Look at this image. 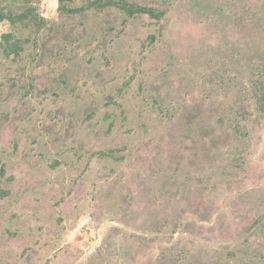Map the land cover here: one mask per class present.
<instances>
[{
	"label": "rangeland",
	"instance_id": "1",
	"mask_svg": "<svg viewBox=\"0 0 264 264\" xmlns=\"http://www.w3.org/2000/svg\"><path fill=\"white\" fill-rule=\"evenodd\" d=\"M99 1L0 0V264H264V0Z\"/></svg>",
	"mask_w": 264,
	"mask_h": 264
},
{
	"label": "trees",
	"instance_id": "2",
	"mask_svg": "<svg viewBox=\"0 0 264 264\" xmlns=\"http://www.w3.org/2000/svg\"><path fill=\"white\" fill-rule=\"evenodd\" d=\"M59 2V10L61 13L73 15L76 13V10L71 8V5L76 2V0H58ZM95 7L98 9L106 8V7H116L123 12H125L130 17H137L147 15L153 19L160 20L162 19V13L156 12L152 8L143 7L137 4L130 3L127 0H119V1H109L108 3L103 4L101 1L95 4ZM37 13L28 9L27 11L18 14V15H6L4 12H0V23L4 21H9L12 25H18L26 23L27 21H35L38 22ZM1 49L4 52L6 58L11 59L12 57H17L23 51L22 44L20 40L15 39V36L12 33H5L2 35L1 41ZM100 157H109L114 158V152H99ZM5 172H1L0 181L2 176H4ZM3 195H6L4 193Z\"/></svg>",
	"mask_w": 264,
	"mask_h": 264
}]
</instances>
